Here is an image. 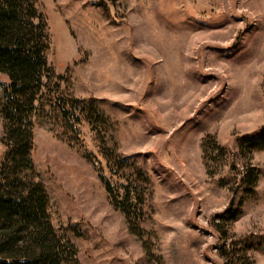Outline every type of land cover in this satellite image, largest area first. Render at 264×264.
I'll return each mask as SVG.
<instances>
[{
	"label": "rangeland",
	"instance_id": "1",
	"mask_svg": "<svg viewBox=\"0 0 264 264\" xmlns=\"http://www.w3.org/2000/svg\"><path fill=\"white\" fill-rule=\"evenodd\" d=\"M39 7L48 65L75 97L99 102L114 125L105 147L151 179L140 240L111 204L100 174L120 199L125 180L110 173L91 127L80 126L81 139L100 170L33 117L35 174L54 229L75 225L81 233H67L78 264H231L220 236L231 254L264 264V151L240 149L264 128V0H39ZM208 137L225 153L204 155ZM252 169L258 181L247 195L241 180ZM231 202L240 214L223 221Z\"/></svg>",
	"mask_w": 264,
	"mask_h": 264
},
{
	"label": "trees",
	"instance_id": "2",
	"mask_svg": "<svg viewBox=\"0 0 264 264\" xmlns=\"http://www.w3.org/2000/svg\"><path fill=\"white\" fill-rule=\"evenodd\" d=\"M48 49L47 19L39 0H0V264H78L77 250L67 233L76 237L81 233L75 225L62 234L54 229L48 214L47 191L35 174L31 155L34 116L48 120L58 136L100 170L81 139L80 126L87 123L91 127L102 145L101 153L110 173L125 180L120 199L112 183L100 174L111 204L125 216L131 234L143 238L140 223L150 195L149 175L130 158L105 147L114 125L98 101L77 98L70 92L67 78L56 75L48 65ZM213 149L225 153L208 137L202 143L203 154L212 155ZM240 149L249 153L264 151V128L259 137L247 139ZM254 171L249 170L241 180L247 195L254 194L258 181ZM137 206L141 207L138 218L133 214ZM239 214L231 202L229 210L219 218L234 221ZM222 225L214 224L219 232ZM220 240L219 249L230 255L231 264H253L247 257L227 251L225 236Z\"/></svg>",
	"mask_w": 264,
	"mask_h": 264
}]
</instances>
